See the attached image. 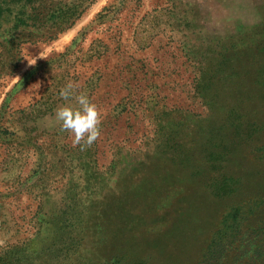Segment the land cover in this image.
Segmentation results:
<instances>
[{
  "label": "rangeland",
  "instance_id": "374dc122",
  "mask_svg": "<svg viewBox=\"0 0 264 264\" xmlns=\"http://www.w3.org/2000/svg\"><path fill=\"white\" fill-rule=\"evenodd\" d=\"M69 82L102 113L83 151L55 119ZM10 244L12 264H264V0H0Z\"/></svg>",
  "mask_w": 264,
  "mask_h": 264
},
{
  "label": "clouds",
  "instance_id": "9594fccd",
  "mask_svg": "<svg viewBox=\"0 0 264 264\" xmlns=\"http://www.w3.org/2000/svg\"><path fill=\"white\" fill-rule=\"evenodd\" d=\"M35 63L36 60L29 62L31 65ZM75 87L76 85L69 82L60 91L59 95L64 101L75 99L77 106L66 103L58 107L55 119L59 123L61 131L68 132L71 135L73 146H79L83 151L91 147L99 139L101 135L102 113L87 94L74 95Z\"/></svg>",
  "mask_w": 264,
  "mask_h": 264
},
{
  "label": "trees",
  "instance_id": "16d2710c",
  "mask_svg": "<svg viewBox=\"0 0 264 264\" xmlns=\"http://www.w3.org/2000/svg\"><path fill=\"white\" fill-rule=\"evenodd\" d=\"M86 4L83 3V5H81V7L78 11V15H77L78 18L82 15V13L85 11L86 8H88V6L91 3L87 4V5ZM72 24L73 23H71L70 25H72ZM24 111L25 110H18L16 113L17 114H23ZM15 247H17V246H13V244L12 245L10 244V245H7V248L4 250L6 252H4L3 250L0 252V264H12V262L8 261L9 251L14 249ZM29 260H30V258L28 255L25 254L22 256V264H30Z\"/></svg>",
  "mask_w": 264,
  "mask_h": 264
}]
</instances>
